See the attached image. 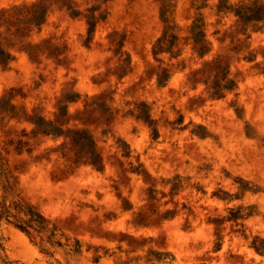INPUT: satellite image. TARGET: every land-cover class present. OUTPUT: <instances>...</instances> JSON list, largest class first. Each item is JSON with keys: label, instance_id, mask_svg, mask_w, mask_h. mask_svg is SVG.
<instances>
[{"label": "rangeland", "instance_id": "374dc122", "mask_svg": "<svg viewBox=\"0 0 264 264\" xmlns=\"http://www.w3.org/2000/svg\"><path fill=\"white\" fill-rule=\"evenodd\" d=\"M0 264H264V0H0Z\"/></svg>", "mask_w": 264, "mask_h": 264}]
</instances>
